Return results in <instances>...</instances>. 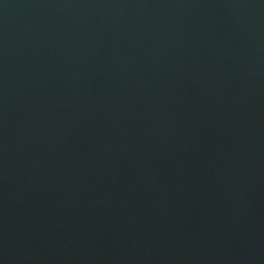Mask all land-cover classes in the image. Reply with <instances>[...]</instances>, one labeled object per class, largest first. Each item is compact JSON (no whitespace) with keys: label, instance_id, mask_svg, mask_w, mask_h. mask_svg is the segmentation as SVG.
<instances>
[{"label":"water","instance_id":"water-1","mask_svg":"<svg viewBox=\"0 0 264 264\" xmlns=\"http://www.w3.org/2000/svg\"><path fill=\"white\" fill-rule=\"evenodd\" d=\"M0 264H264V0H0Z\"/></svg>","mask_w":264,"mask_h":264}]
</instances>
